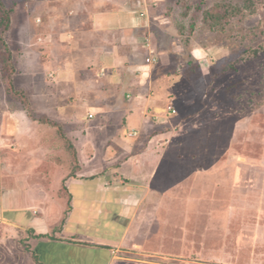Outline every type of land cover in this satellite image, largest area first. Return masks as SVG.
I'll return each instance as SVG.
<instances>
[{
    "label": "rangeland",
    "instance_id": "rangeland-1",
    "mask_svg": "<svg viewBox=\"0 0 264 264\" xmlns=\"http://www.w3.org/2000/svg\"><path fill=\"white\" fill-rule=\"evenodd\" d=\"M0 1L10 9V27L2 32L0 25V264H38L29 253L35 242L28 241L40 234L18 224L16 236L7 234L5 191L15 189L20 200L26 199L20 193L25 187L58 197L59 204L28 205L38 215L58 212L55 229L70 210L66 230L114 234L111 219L118 207L76 199L69 206L65 182L116 167L126 156L75 154L73 142L81 141L83 126L73 119L78 110L48 115L52 110L43 104L49 102L38 97L39 0ZM155 2L159 60L152 72L172 81V93L158 118L145 114L150 149L135 162L142 169L134 181L140 186L133 188L144 196L137 225L149 227L146 248L212 264H264V0ZM2 15L0 10V20ZM1 39L10 50L7 62ZM167 104L176 113H167ZM114 128L109 124L97 136L99 153L113 146ZM84 158L91 170H79ZM92 183L73 182L68 191L98 190Z\"/></svg>",
    "mask_w": 264,
    "mask_h": 264
},
{
    "label": "crops",
    "instance_id": "crops-1",
    "mask_svg": "<svg viewBox=\"0 0 264 264\" xmlns=\"http://www.w3.org/2000/svg\"><path fill=\"white\" fill-rule=\"evenodd\" d=\"M157 8L155 0H39L37 3L36 17L41 22L35 23L33 30L43 48L37 58L42 72L38 97L49 102L43 107L51 108L48 115L58 117L71 109L78 110L73 119L83 126L78 131L81 141L73 142L76 155H105L109 159L120 154L126 156L116 167L109 164L97 169L94 175L70 176L65 182L69 206L76 199L118 207L111 219L117 226L114 234L90 235L66 230L70 210L61 227L55 229L58 212L38 215L28 205L47 200L59 204L58 197L44 190L34 193L25 187L20 193L26 199L20 200L15 189L5 191L2 218L10 225L7 234L16 236V224L22 230L32 229L34 235L40 234L39 239L30 237L28 241L35 242L29 253L31 257V252L38 256V264H212L149 252L145 239L149 227L137 225L144 196L135 189L140 186L134 181L139 180L137 172L141 169H137L135 162L150 149L146 146L150 140L143 134L149 130L145 127V114L152 117L155 113L158 118L162 114V102L172 93V81L166 75L155 76L152 72L159 60L153 26L160 17ZM148 56L154 57L155 62L146 63ZM189 89L180 94H186ZM168 105L171 104L166 105L165 111L171 114ZM165 122L164 118L158 121ZM109 124L115 125L113 146L106 145L99 153L97 136ZM135 143L141 145L137 149L131 147ZM86 164L84 158L79 170H91ZM87 179L98 190L68 191L71 183L84 186Z\"/></svg>",
    "mask_w": 264,
    "mask_h": 264
},
{
    "label": "trees",
    "instance_id": "trees-1",
    "mask_svg": "<svg viewBox=\"0 0 264 264\" xmlns=\"http://www.w3.org/2000/svg\"><path fill=\"white\" fill-rule=\"evenodd\" d=\"M0 10H2V12L4 13V15L1 16V20H0V25L2 27V32L6 31L9 27V12H10V9H6L2 2L0 1ZM2 40V39H1ZM3 45H4V51L7 52L6 53V62L7 60H10V51L8 49V46L6 45L5 41H3ZM256 53V51H255ZM25 247H27V245H25ZM32 253V257L38 262L39 261V258L38 256L34 253V252H31ZM41 264V262H39Z\"/></svg>",
    "mask_w": 264,
    "mask_h": 264
},
{
    "label": "built area",
    "instance_id": "built-area-1",
    "mask_svg": "<svg viewBox=\"0 0 264 264\" xmlns=\"http://www.w3.org/2000/svg\"><path fill=\"white\" fill-rule=\"evenodd\" d=\"M145 62H146V63H153V62H155V58L152 57V56H148V57L145 58ZM167 110H168L171 114L176 113V109H175V107H173L172 105H168ZM88 117L91 118L92 115L89 114Z\"/></svg>",
    "mask_w": 264,
    "mask_h": 264
}]
</instances>
